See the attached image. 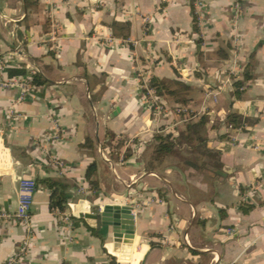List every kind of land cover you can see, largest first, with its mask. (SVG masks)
I'll return each instance as SVG.
<instances>
[{
	"label": "crops",
	"instance_id": "1",
	"mask_svg": "<svg viewBox=\"0 0 264 264\" xmlns=\"http://www.w3.org/2000/svg\"><path fill=\"white\" fill-rule=\"evenodd\" d=\"M33 73L47 83L21 97ZM0 78L18 82L0 87V212L37 184L28 227L0 220V264H264V0H0ZM202 116L218 161L181 143L147 170L156 135L180 143ZM40 180L66 186L65 211ZM107 205L131 208L130 245L85 217Z\"/></svg>",
	"mask_w": 264,
	"mask_h": 264
},
{
	"label": "trees",
	"instance_id": "2",
	"mask_svg": "<svg viewBox=\"0 0 264 264\" xmlns=\"http://www.w3.org/2000/svg\"><path fill=\"white\" fill-rule=\"evenodd\" d=\"M28 1V0H26ZM193 20L194 23H197L196 15L193 12ZM127 26L123 28V30H127ZM126 37V34L123 35ZM46 80L42 77V75L38 73H33L30 75L29 84L33 87H40L46 85ZM239 87V84L236 85ZM147 88L150 89L154 95L158 98L169 97L173 99L176 103L184 104L186 102V94L190 91L189 87L180 82V81H164L159 80L155 77H152L147 85ZM142 93L148 97L147 89H143ZM236 95L238 93L236 92ZM180 115H184V113H180ZM243 119L236 115L230 114L227 117V122L232 124L233 126H238L241 124ZM208 122V118L206 116H202L197 121H193L192 119L187 123V132L188 135L181 139L180 143L176 141L172 135H156L154 137L155 144L153 146V152L148 158L146 168L147 170H152L155 168V165L162 162V160L170 155L173 149L181 143H185L186 146L192 151L198 153L200 156H208L212 158V160L218 161V153L207 149V136H206V124ZM109 141L106 144L110 148V157L114 160H117L119 157V150L121 146H123V142L120 140H114L113 136L108 135ZM85 148L92 149V142L87 139L85 144ZM125 158L129 157V153H126ZM187 164L195 167V168H205L206 163H201L200 165H196L192 161H186ZM96 172V164L92 163L88 166L85 174V178L88 181L89 185L93 189H97V182L93 180V176ZM40 184L47 186L50 190V210H57L59 212L65 211L68 203V196L65 193L66 186L58 181L52 180H40ZM109 264H117L115 259H111Z\"/></svg>",
	"mask_w": 264,
	"mask_h": 264
},
{
	"label": "built area",
	"instance_id": "3",
	"mask_svg": "<svg viewBox=\"0 0 264 264\" xmlns=\"http://www.w3.org/2000/svg\"><path fill=\"white\" fill-rule=\"evenodd\" d=\"M17 85V80H7L3 81L0 78V87H9ZM22 89V95L23 97L26 93H28L31 89V86L29 85V81L23 82L20 85ZM12 114V111H10ZM3 132V130L1 131ZM37 190V184L34 180L31 179H21L18 183V199H17V206L16 210L12 215H9L4 212H0V220H9L11 218L16 219L19 221L23 226L28 227L30 224V209L33 203V196L35 191ZM15 258H10L7 260L4 264H15Z\"/></svg>",
	"mask_w": 264,
	"mask_h": 264
},
{
	"label": "water",
	"instance_id": "4",
	"mask_svg": "<svg viewBox=\"0 0 264 264\" xmlns=\"http://www.w3.org/2000/svg\"><path fill=\"white\" fill-rule=\"evenodd\" d=\"M86 218L97 220L111 227L112 237L115 243L130 245L133 240V215L131 208L121 205H107L96 215L86 214Z\"/></svg>",
	"mask_w": 264,
	"mask_h": 264
},
{
	"label": "rangeland",
	"instance_id": "5",
	"mask_svg": "<svg viewBox=\"0 0 264 264\" xmlns=\"http://www.w3.org/2000/svg\"><path fill=\"white\" fill-rule=\"evenodd\" d=\"M186 156H187V154H186ZM188 157H189V159H188L189 161L194 162L196 165H200V164H199L200 161L198 160V157L201 158V156H200L198 153H196V152H192V154H191V155L189 154ZM188 160H187V161H188Z\"/></svg>",
	"mask_w": 264,
	"mask_h": 264
}]
</instances>
